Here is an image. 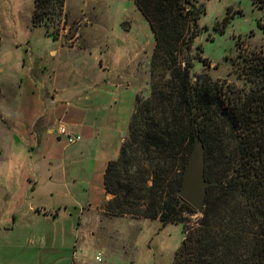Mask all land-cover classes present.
<instances>
[{"label": "rangeland", "instance_id": "rangeland-1", "mask_svg": "<svg viewBox=\"0 0 264 264\" xmlns=\"http://www.w3.org/2000/svg\"><path fill=\"white\" fill-rule=\"evenodd\" d=\"M80 1H64L65 23L48 28L46 35V28L31 25L33 0H0V26L8 40L16 39L19 44L8 47L9 51L0 56L5 72L0 75V264H72L74 242L83 253L81 264H173L182 240L200 218L193 209L181 213V222L168 224L159 219L108 214L104 206L112 196L104 192L100 179L92 178L88 185L80 182L87 174L84 161L82 169H77L80 178L74 192L62 185H58L57 193L53 188L52 197L40 191L45 187L33 192L37 189L32 184L37 180L35 169L45 150L41 141L38 146L37 138L15 129L16 123L25 119L20 106L27 98V90L24 82L16 79L19 74L23 76L19 60L27 56L25 47H32L35 57L49 49L51 40H61L65 47L95 48L99 45L94 42L95 36L104 34L97 27L98 21L104 23L101 25L106 27L108 37L123 41L125 51L129 46L144 51L132 65V71L126 73L135 92L133 109L136 98L144 100L149 96L153 82L150 57L154 37L133 0ZM196 2L203 5L204 12L192 41L191 73L194 77L206 74L221 86L226 99L236 100L260 84L264 76V0H254V4L252 0ZM127 27H131L128 33ZM40 109L38 103L34 114L40 113ZM50 139L56 143L54 137ZM65 144L62 140L60 148ZM40 173L43 174L42 169ZM64 193L69 197L74 194L72 207ZM40 204L50 211L49 216L59 213L58 217L39 216ZM64 206L71 207L72 219L65 217L69 212H64ZM80 208L76 235L74 217ZM96 256L101 257L100 263Z\"/></svg>", "mask_w": 264, "mask_h": 264}, {"label": "trees", "instance_id": "trees-1", "mask_svg": "<svg viewBox=\"0 0 264 264\" xmlns=\"http://www.w3.org/2000/svg\"><path fill=\"white\" fill-rule=\"evenodd\" d=\"M64 1L33 0L32 27L46 28L48 35V28L65 23ZM133 3L153 33V82L146 99L136 98L118 156L105 166L102 185L112 196L105 212L181 222V213L192 208L176 193L196 133L209 187L197 226L173 264H264V76L248 93L226 99L206 74L191 73L203 5Z\"/></svg>", "mask_w": 264, "mask_h": 264}, {"label": "crops", "instance_id": "crops-1", "mask_svg": "<svg viewBox=\"0 0 264 264\" xmlns=\"http://www.w3.org/2000/svg\"><path fill=\"white\" fill-rule=\"evenodd\" d=\"M85 1L94 3L98 0L80 2ZM65 3L67 4V0ZM94 6L93 9H96ZM96 24L104 33L94 38V42L100 46L77 49L65 47L61 40H51L49 49L40 53L39 57L34 56L32 47H25L27 56L19 60L23 76L19 74L16 79L24 82L27 98L22 100L24 109L20 106V110L25 112L23 116L25 119L21 123L17 122L15 129L18 132L26 131L32 138H37L38 146L41 141L45 150L39 158L38 169H35L37 180L31 179L34 181L32 184L37 186L33 192L45 187L40 191L52 197L55 194L54 189L57 193L58 185L71 187L74 192V186L80 178L77 169L81 168L83 161L86 164L83 169L87 174L80 182L88 185L92 178L96 180L99 178L102 184L105 166L108 161L117 157L126 136L135 97L134 88H130L131 83L127 82L126 73L132 71V65L138 62V58L141 59V53L144 55V51L142 48L139 51L133 50L131 46L125 51L123 41L106 35V27L101 25L104 23L96 21ZM2 28L0 26V32L3 31V37L0 39V56L8 52L10 47L19 46L16 39H7ZM130 31L131 27L125 30L127 33ZM26 42L28 43V40ZM2 69L4 68L0 65L1 76L5 74ZM122 81L125 83L124 86L120 85ZM37 86H43V89H37ZM38 103L40 113L34 114ZM58 123L80 135L82 142L74 145L65 144L60 148V143L64 139L57 135ZM51 137L55 138L57 144L50 139ZM41 169L43 174L40 173ZM64 194L69 197L67 193ZM71 195L74 198V194H70L69 197V204H72V207L74 199ZM66 206L63 210L69 214L65 217L72 219L71 207ZM39 207L41 208V213H37L39 216L54 219L58 217L59 213H52L49 216L50 211L47 212L41 204ZM78 212L74 217L76 235L81 208ZM76 243L74 242V250L71 253L72 264H81L83 253Z\"/></svg>", "mask_w": 264, "mask_h": 264}, {"label": "water", "instance_id": "water-1", "mask_svg": "<svg viewBox=\"0 0 264 264\" xmlns=\"http://www.w3.org/2000/svg\"><path fill=\"white\" fill-rule=\"evenodd\" d=\"M205 149L198 134H194L187 156L177 197L201 215L205 206L209 182L205 179Z\"/></svg>", "mask_w": 264, "mask_h": 264}, {"label": "built area", "instance_id": "built-area-1", "mask_svg": "<svg viewBox=\"0 0 264 264\" xmlns=\"http://www.w3.org/2000/svg\"><path fill=\"white\" fill-rule=\"evenodd\" d=\"M57 135L64 139L67 145H74L82 140L81 136L70 131V129L62 123L56 126ZM95 260L101 262V257L96 256Z\"/></svg>", "mask_w": 264, "mask_h": 264}]
</instances>
